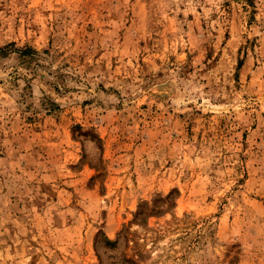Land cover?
<instances>
[{
    "label": "rangeland",
    "instance_id": "374dc122",
    "mask_svg": "<svg viewBox=\"0 0 264 264\" xmlns=\"http://www.w3.org/2000/svg\"><path fill=\"white\" fill-rule=\"evenodd\" d=\"M0 264H264V0H0Z\"/></svg>",
    "mask_w": 264,
    "mask_h": 264
}]
</instances>
